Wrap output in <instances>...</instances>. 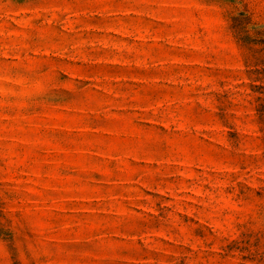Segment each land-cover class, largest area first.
<instances>
[{"label": "rangeland", "instance_id": "374dc122", "mask_svg": "<svg viewBox=\"0 0 264 264\" xmlns=\"http://www.w3.org/2000/svg\"><path fill=\"white\" fill-rule=\"evenodd\" d=\"M0 264H264V0H0Z\"/></svg>", "mask_w": 264, "mask_h": 264}]
</instances>
